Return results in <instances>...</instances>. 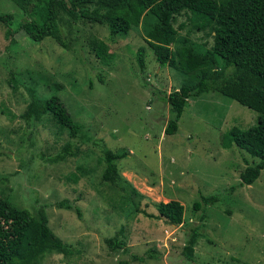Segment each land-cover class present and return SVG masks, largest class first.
I'll return each instance as SVG.
<instances>
[{"label":"rangeland","instance_id":"obj_1","mask_svg":"<svg viewBox=\"0 0 264 264\" xmlns=\"http://www.w3.org/2000/svg\"><path fill=\"white\" fill-rule=\"evenodd\" d=\"M89 9L104 11L95 2ZM0 14L11 17L7 24L0 22V196L31 212L46 205L50 231L71 249L66 255L47 252L31 264H117L129 260V253L150 251L153 257L128 264H264V169L250 184L237 185L244 160L251 158L236 145L223 148L220 142L231 127L254 125L255 111L218 92L202 93L187 99L177 130L165 134L173 115L165 96L191 81L156 63L144 40L151 19L140 17L126 34L110 36L113 15L107 9L101 23L62 16V47L49 37L29 40L18 29L26 18L10 0H0ZM172 26L171 49L182 39L196 50L210 48L211 31L194 29L188 13L175 15ZM97 41L113 54L108 62L94 55ZM138 47L144 49L142 71L135 60ZM215 68L225 69L219 58ZM9 71L24 81L16 89L8 85ZM26 86L38 99L56 94L81 125L90 140L82 137L76 155L46 162L67 140V131L49 118L23 122L19 114L29 101ZM102 144L128 152L116 162L125 182L100 181ZM199 193H218V201L205 206L202 220L201 210L191 206ZM62 199L70 209L53 205ZM168 200L183 206L178 224L155 209L157 202ZM196 225L200 236L189 261L182 246ZM117 230L129 253L107 249L104 239ZM26 253L22 250L8 264H27Z\"/></svg>","mask_w":264,"mask_h":264},{"label":"trees","instance_id":"obj_2","mask_svg":"<svg viewBox=\"0 0 264 264\" xmlns=\"http://www.w3.org/2000/svg\"><path fill=\"white\" fill-rule=\"evenodd\" d=\"M25 16L18 24V29L26 37L38 42L44 37L54 39L60 46L66 47L59 21L62 16L77 22L101 23L106 9L113 15L108 24L110 36L124 35L132 26H137L139 18H149L150 23L144 34V40L154 54L159 67L168 66L187 76L191 84H181L166 94V102L172 112L163 128L165 134L177 130V122L182 114L187 99L206 92H218L257 113L254 125L240 129L231 127L221 136V146L231 144L242 149L251 161L239 172L237 185L250 184L261 169H264V0H10ZM95 2L104 11L89 9V3ZM91 10V11H89ZM188 13V21L196 30L211 31L210 48L196 50L191 45L182 43L171 49L175 40L176 29L172 26L174 16L180 12ZM98 13V14H97ZM10 15L0 14V22L7 24ZM182 24L179 25L181 27ZM106 45L97 41L93 48L94 55L102 62H108L113 54L105 52ZM143 48L135 51V60L139 71L144 68ZM219 58L224 70L215 68ZM9 71L8 85L16 89L22 78ZM140 81V80H139ZM24 82V81H23ZM24 84V83H23ZM141 84V82H140ZM25 86V84H24ZM29 97L25 109L19 117L27 125L42 118L53 120L58 130L66 129L67 140L53 155L45 158L48 163H56L77 154V143L82 137L90 140L75 123L56 94L50 93L43 99L35 96L34 89L26 86ZM127 151L114 152L102 144V161L104 167L100 181L117 185L125 182L117 172L116 162L127 155ZM6 180V179H5ZM72 180H76L73 175ZM2 181V180H1ZM234 186H230V190ZM134 190L133 188L131 189ZM218 201V193L203 195L192 202L193 210H201L199 220L204 218L205 206ZM58 208L70 209L71 205L64 199L53 203ZM46 205H39L34 212L24 207H17L0 196V264H8L20 258V252L26 251L27 264L37 263L39 257L47 252L69 254L68 244L58 239L48 226L45 214ZM155 209L158 216L166 221L178 224L182 221L183 206L177 200L157 202ZM136 210V208H133ZM78 215V209L74 208ZM120 230L104 239L109 251L121 250L129 253ZM200 236L198 226L189 228L182 255L192 260L193 246ZM129 260H119L117 264L129 261H142L144 257H153V252L145 256L129 253Z\"/></svg>","mask_w":264,"mask_h":264}]
</instances>
